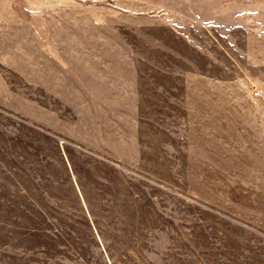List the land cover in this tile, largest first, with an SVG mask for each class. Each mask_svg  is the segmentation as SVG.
Returning a JSON list of instances; mask_svg holds the SVG:
<instances>
[{"label":"rangeland","instance_id":"obj_1","mask_svg":"<svg viewBox=\"0 0 264 264\" xmlns=\"http://www.w3.org/2000/svg\"><path fill=\"white\" fill-rule=\"evenodd\" d=\"M0 264H264V0H0Z\"/></svg>","mask_w":264,"mask_h":264}]
</instances>
